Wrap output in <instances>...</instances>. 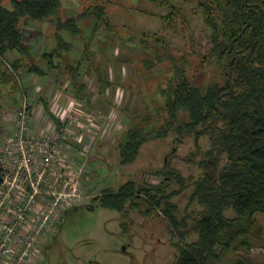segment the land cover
I'll return each mask as SVG.
<instances>
[{
    "label": "rangeland",
    "instance_id": "rangeland-1",
    "mask_svg": "<svg viewBox=\"0 0 264 264\" xmlns=\"http://www.w3.org/2000/svg\"><path fill=\"white\" fill-rule=\"evenodd\" d=\"M166 1L168 6L152 0H61L59 19L77 17L100 7L107 24L88 14L79 22L76 37L61 33L70 50L62 62L55 61L57 71L48 72L43 78L20 71L24 94L18 93L17 103L23 97L29 103H39V122H51L47 127L51 129L54 124L49 114H52L60 124L67 121L64 126L72 135L68 148L63 151L65 157L54 170L55 175L41 183V211L49 209L45 204L48 184L56 190L55 196H60L53 207L56 218L44 225L47 240L34 264H171L177 258L173 245L196 240L191 227L201 208L191 201V195L201 173L198 162L209 148L208 141L201 138L195 143L192 135L177 136L172 129L164 138L156 136L164 127L163 115L154 114L162 102L158 88L170 72L165 64L143 72L140 61L149 55L135 39L167 44L175 56H184L189 62L185 66L189 78L205 85L221 84L223 67L214 60L208 64L201 60L211 46L210 31L203 22L198 0ZM7 2L4 0V6L10 8ZM170 5H176L177 10L171 14V28L167 27L168 15L172 12ZM21 29L24 42L32 47L34 64L45 69L41 55L55 46L54 24L29 22L21 24ZM7 58L10 61L13 55ZM120 58L133 59V62L119 64ZM96 71L103 78L101 82L96 79ZM78 85L83 86L82 93H77ZM44 103L46 110L42 107ZM19 106L3 100L0 139L11 132ZM187 121V116L180 113L172 127ZM39 122L41 128L43 123ZM137 132L146 141L132 162L122 163V147ZM163 167L177 178L154 195L161 200L168 199L174 206L177 221L187 225V232L181 229L183 235L172 228L159 210L164 205L148 213L145 203L140 202L125 214L94 206L96 196L106 190H118L128 181H133L138 188L157 185L161 182L157 176ZM63 186L71 189L62 191ZM224 215L231 218L234 213L229 210ZM254 224L256 228L249 235L251 247L230 253L222 264L239 261L264 264V214H255Z\"/></svg>",
    "mask_w": 264,
    "mask_h": 264
},
{
    "label": "trees",
    "instance_id": "trees-1",
    "mask_svg": "<svg viewBox=\"0 0 264 264\" xmlns=\"http://www.w3.org/2000/svg\"><path fill=\"white\" fill-rule=\"evenodd\" d=\"M152 1L168 6L166 0ZM182 2L188 3L189 0ZM7 4L10 8L0 0V107L3 100L8 99L20 108L22 100L16 101L18 93L24 94L20 71L42 78L48 72L57 71L55 61L62 62L70 50L62 32L76 37L79 22L88 14L107 23L100 7L61 20V0H8ZM172 5L167 20L169 28L173 26L171 14L177 12L176 5ZM197 6L210 31L211 47L201 60L207 64L214 60L222 65L221 84L205 85L197 79H190L185 71L189 62L184 56H175L167 44H150L144 38L135 39L149 55L140 61L143 72L161 64L167 65L170 72L158 88L162 102L154 114L163 115L164 127L156 136L164 138L172 129L177 136L192 135L195 143L207 138L209 145L198 162L201 173L191 195V201L201 208L191 227L197 238L189 244L173 245L177 258L171 264H222L230 253L251 247L249 235L256 228L254 215L264 214V0H198ZM29 22L54 24L55 46L41 55L45 69L36 67L32 47L24 42L21 24ZM10 55L13 58L9 61L7 57ZM117 61L130 64L133 59L120 58ZM96 79L98 82L103 79L99 71H96ZM78 86L77 93H82L83 86ZM180 113H184L188 121L172 127ZM49 116L53 123L60 124L52 114ZM127 140L120 156V161L125 164L135 159L146 138L142 139L137 132ZM165 167L157 176L161 178L157 185L138 188L133 181H128L118 190H106L96 196L94 206L125 214L140 202L145 203L148 213L164 205L159 210L168 218L172 228L183 235L181 229L187 232V225L184 221H177L174 206L168 199L161 200L154 195L160 194L167 182L177 178ZM229 210L234 216L226 218L224 213ZM240 262L235 264H242Z\"/></svg>",
    "mask_w": 264,
    "mask_h": 264
},
{
    "label": "built area",
    "instance_id": "built-area-1",
    "mask_svg": "<svg viewBox=\"0 0 264 264\" xmlns=\"http://www.w3.org/2000/svg\"><path fill=\"white\" fill-rule=\"evenodd\" d=\"M40 106L23 97L11 132L0 139V264H34L47 240L44 225L56 218L53 207L60 195L56 197L53 185L48 184L45 204L49 209L41 211L39 193L43 180L55 175L72 135L64 126L67 121L53 123L55 126L49 130L51 122H39ZM38 122L43 123L41 128Z\"/></svg>",
    "mask_w": 264,
    "mask_h": 264
}]
</instances>
